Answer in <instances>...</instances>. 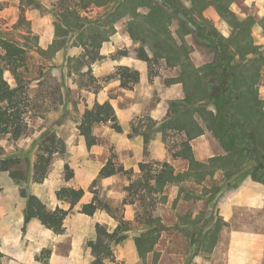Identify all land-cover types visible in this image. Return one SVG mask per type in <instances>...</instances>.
<instances>
[{
    "label": "crops",
    "instance_id": "crops-1",
    "mask_svg": "<svg viewBox=\"0 0 264 264\" xmlns=\"http://www.w3.org/2000/svg\"><path fill=\"white\" fill-rule=\"evenodd\" d=\"M25 1L0 0V26L2 25L0 30L11 31L13 29L23 36L35 37L36 46L42 50H47L54 43L58 44L60 47L51 57V61L56 64L66 63V59L69 58H87V48L90 47L97 29L112 31L108 39L97 48L95 59L90 61L89 74L94 78L95 86L79 85L76 87L71 84L69 87L71 94L66 102L70 105L74 96L79 98V105L82 106L81 120H83V113L86 109H92L96 105L107 102L113 108L121 129V132L118 133L108 124L94 126V136L96 139L105 137L104 141L108 142L112 153H106L104 147L100 146L99 143L90 147L92 153L95 154L98 166L94 174L87 173L86 177L83 178L84 185L87 186V183L98 178L99 171L112 156L116 168L122 167L124 170H132L136 177L141 175L140 164L168 163L176 174L187 172V160L177 156L178 153L173 156L166 148L162 140L163 133H165L163 130L160 129L151 135L153 140L147 147V154L144 150L143 137L145 133L132 132L134 121L145 117L150 118L158 126H165L166 129L170 121L179 117V114L172 113L173 110L169 103L180 101L179 103L184 106V110L191 109L194 111L192 121L200 127L201 134L194 136L191 132V138L188 139L185 130L173 131L181 135L184 142H188L193 158L197 162L208 164L211 159L215 158L217 161L211 165L212 174L205 176L200 182L188 179L179 184L167 185L159 196L165 197V201L162 202L166 204L165 206L170 202L177 203L175 206L177 219L183 217L192 219L189 223H182L176 227L181 230H190L191 233L189 231L187 233L194 235V237H190V247L198 245V248L208 251L216 249L219 242L216 243L212 239L210 243H206L205 240L209 235L214 236L215 233L221 232L222 227L230 228L227 250L228 264H247L249 249H263L261 243L264 240V232L234 227L241 224L240 219L247 212L252 214L262 212L264 214V182L257 179L260 174L258 160L250 155L247 146L242 143L244 141L240 135L242 131L238 132V124L244 123L243 117L232 112L228 116L232 122L226 125V119L218 116L215 104L216 100H219L223 93H226L227 89L231 87L234 75H240V73L245 75L253 72L252 69L243 65L246 60H241L238 54L232 52L229 59L232 60L236 57L239 60V65L226 67L222 65L223 63H219L221 47H218L216 63H211L209 60L199 63L198 51L195 50L189 55V62H193V68L196 70L204 67V71L209 74V77L202 81L201 73L197 72L194 77L188 79L187 75L190 69L184 62L185 58L184 60L180 58L178 64H171L172 66H167L165 61L162 60L163 62H161L160 59L159 65H153L150 68L149 59L153 57L154 53L151 51L148 41L144 44L140 38L134 39L129 34V29L135 30V25L140 20L133 18L132 10L126 0H116L114 3L111 0L112 2L105 6L107 8H104L102 4L92 2L90 5H79L74 9L65 7L62 10H57L55 5H49L47 0H31L30 4ZM54 1L57 3V0ZM136 11L141 15L148 13V9L143 8H138ZM167 13L169 12L167 11ZM206 13L213 16L215 14L210 8L206 10ZM21 17L27 22L25 31L17 29ZM145 25L151 28L152 25L155 27L156 23L148 21ZM167 29L172 32L170 33V43L177 49L179 47V41L176 40L177 23H173ZM193 35L196 36V33ZM185 40L188 45L192 46L188 37ZM253 44L256 46L254 42ZM162 54L159 53L156 56L164 57L167 55L166 53ZM256 56L258 53L255 54ZM144 57L147 60H144ZM251 57L248 55L246 59ZM121 67L127 68L129 71H136L138 73L137 82L123 79L124 84L122 85L121 78L117 73ZM193 79L194 81L198 80V87L202 91L195 95L194 100H191L190 95L194 90ZM243 89H245L244 86L239 83V90ZM254 90L256 95L258 94L257 101L264 100V85L261 82V77H258ZM233 92L234 90L231 89L229 101L236 103ZM188 94L190 102L183 105ZM63 99L66 100L65 96ZM205 101L208 105H204ZM262 112L264 113V110ZM257 117L260 118V115ZM253 119L256 121V116ZM244 127L247 128V132L253 133L256 150L264 155V142L259 140L261 138L257 135L254 127ZM79 137L83 144L84 137L80 134ZM86 147L85 144L84 148L86 149ZM90 161L88 163L91 164ZM77 175L75 172L74 178L66 181L63 187L83 189L82 184L77 183ZM118 176L119 173L101 178L99 181L102 185H112ZM128 182L131 183L132 181L128 179ZM168 190L170 191L168 192ZM85 197L84 194L80 203L74 207V211L68 213L64 219L61 235H55L44 228L39 221L31 220L27 225L29 237H27V241L22 242L19 233L24 225L26 200L22 197L9 196L4 190L0 196V264H42L36 260V257L40 256L44 249L50 251L46 264H85L84 261L92 255L86 251L83 253L82 248L84 249V247L75 238L87 231L85 224L94 221L96 216V213L93 216L79 213L78 209L81 204L91 201H83ZM38 198L44 203L41 197ZM53 202L55 207L52 210L56 207L68 209L67 204L66 207H61V202L57 201L55 197ZM188 203L193 206V209H185ZM203 215L207 216L210 222L205 220L198 223L195 218ZM158 216L163 227L160 233L167 232L168 226L165 225V217L163 215ZM34 232H38L37 237ZM63 237L72 238L69 246L62 244ZM255 237L260 239V244L248 245V241H256L253 239ZM158 242L159 240L154 246V251ZM134 249L136 253L135 244ZM235 251H238V262H232ZM121 256L124 255L121 253ZM185 259L187 260V257ZM181 260V264H183L184 261L182 258Z\"/></svg>",
    "mask_w": 264,
    "mask_h": 264
},
{
    "label": "rangeland",
    "instance_id": "rangeland-1",
    "mask_svg": "<svg viewBox=\"0 0 264 264\" xmlns=\"http://www.w3.org/2000/svg\"><path fill=\"white\" fill-rule=\"evenodd\" d=\"M47 1L49 5H55L57 10H62L65 7H72L74 9L79 5H90L92 2L102 4L104 8H107L105 6H108V4L112 2L111 0H57V3L54 0ZM115 1L116 0H113V3ZM172 1L174 3H178L184 10H188L191 7V0ZM25 2L30 4L31 0H26ZM142 8L148 9L147 7ZM208 8L214 11V16L206 13ZM164 9L166 8L164 7ZM228 9L234 14L238 23L242 24V22H245L247 19L252 21L249 28V37L256 44V47L258 48V55H262L264 57V35L259 25L260 20L264 18V0H234V2L229 5ZM169 14L170 20L167 27L173 23H177L178 29L176 31V40L179 41V47L176 49L170 41H167L166 45L172 47L174 54L176 53L175 55L179 56L183 60L187 57L189 61V55L197 50L199 63L206 60H209L211 63H216L218 58L216 50L218 47H221L219 63H223L222 65L226 67L229 65H239V60L236 57L232 60L229 58L231 57L234 49L243 44L244 41L237 39L238 36L236 38L234 37L232 26L229 22L223 20L218 15L216 9L212 5H208L201 11L196 8V10L191 13L194 22L201 26V29H203L201 31L197 30L198 32L196 33V36L193 35L189 28L190 32L186 31L183 24L184 22L175 16L174 13ZM139 22H141V19ZM142 25H144V28H147L148 26L145 24ZM26 28L27 22L21 17L18 21L17 29H19V31H25ZM99 31L100 30L97 29L95 32L96 36ZM168 31L170 32V30ZM207 35L212 36L214 41L207 38ZM8 36L27 45L28 71L25 74V77L27 82V94L30 101L28 107L29 112L27 115L28 129L26 133L19 137L16 141L4 139L1 142L5 154L17 158L19 160V165L12 171L0 172V196L5 190L9 196L13 195L14 197H22L26 200L27 204V199L22 196V191H24L28 195H34L37 198L41 197L44 200V203H42L46 206V208L52 210V208L55 207V203L53 202L55 192L63 187L66 182L65 175L67 171L65 170V165H67L73 173L72 178H74L75 172L78 174L77 183L82 184V190L86 195L85 200L83 201L92 200L94 196L93 192L101 201L100 204L102 208L96 211L94 221L85 224V226H87V231L84 232L83 235L79 234L78 238H75V240L81 242L80 245L84 247V249L82 248L83 253L85 251L86 253H91L89 245L93 244L95 239V225L100 224L109 232L119 229L118 236L124 235L126 237L125 240L118 244L119 246L110 245L112 257L105 261L104 264H181V258L184 261L183 264H228L229 257L227 256V250L230 228L225 229L222 227L221 232L219 231L215 233L214 236L209 235L205 240L206 243H210L212 239L216 243L219 242L216 249L208 251L198 248V245L190 247V237H194V235L187 233V231L191 233L190 230H181L176 227H179L182 223H189L192 219L189 217L177 219L175 214V206L177 203L174 204V202H170L167 206H165L166 204H163L160 201V196L158 194L156 195L148 192L147 188L142 186V183L130 190H127V187L139 178L134 176L132 170H124L122 167H118L121 168L123 172L119 173V176L115 178L112 185H102L98 179H96L97 182L95 184H93L95 181L93 180L87 183V186L84 185L83 178L86 177L87 173L90 175L94 174V171L98 166V162L95 154H93L92 150H90V147H86V149L84 148L85 140L82 144L81 138L79 137L78 126L82 121L80 117L82 106L79 105V98L74 96L70 105L66 104V102L68 100L67 98H69L71 94V90L69 88L71 84L76 87L79 85L95 86V80L89 74V66L90 61L96 56V41L90 43V47L87 48V58H69L66 59V63L62 62L61 64H56L51 61V58L41 57L37 53V46L32 42L30 36H23L13 29L10 31ZM186 37H188L192 46L187 44L185 40ZM244 37L247 39V36ZM232 38L236 39L237 42L230 43L228 41L227 45H225L226 43L224 40ZM152 43L153 42L151 41L149 42L151 51L154 53L153 57L149 59L150 68L153 67V65H159L160 59L161 62L165 61L167 66L178 64V62H173L171 60L167 61L165 58L166 55L164 57L156 56L159 53L162 54V52L157 49H153ZM191 65L194 67L193 62H191ZM204 70V67L198 68L197 70L201 73L200 77L202 81H205L206 78L209 77V74H206ZM117 73L119 74V71ZM151 73H153L152 70ZM5 75L9 82L12 83L9 75L7 73ZM223 76L225 77V75ZM259 77H261V82L264 85V64L259 69ZM64 96L66 100L63 99ZM171 103L172 102L169 103L170 107ZM204 105H208V103L205 101ZM257 107L264 110V100L260 99ZM178 109H183V106L179 105ZM172 113L176 114L175 111H172ZM106 124L111 126L110 123ZM94 128L95 127H93L92 130L93 136L95 132ZM98 128L100 131L101 127L99 126ZM160 129L165 132L163 133L162 140L164 141L166 148L173 156H175V153H178L181 150L182 144L184 143L183 137L173 131H177L178 129L170 128L169 125H167L165 129V126H158L157 123L153 122L148 117L142 119L140 118L132 124V132L145 133L143 139L146 154L147 147L153 140L151 135ZM239 131L240 129L238 128V132ZM48 134H53L57 139L62 141L64 148L62 152L53 154L42 181L40 183H35L32 180V167L36 161L39 145ZM105 139V137L96 139L97 144L99 143L100 146H103L106 153H112L108 142L104 141ZM242 143L252 151H256L255 137L251 131L247 132V135ZM59 147L60 146H57V148ZM113 159L114 157L112 156L108 162H112L115 166L116 164ZM89 160H91V164L88 163ZM128 179L132 182H128ZM169 191L170 190H168V192ZM60 206L66 207V204L61 202ZM195 207L198 208L196 205ZM185 209L191 210L193 209V206L188 203L185 206ZM158 215H163L165 217V225L168 226L167 232L160 233L161 238L159 236L160 239H158L159 242L155 251H153L154 253L147 255L144 260H141L138 257L137 252L135 253L134 238L140 236L142 233H146L149 230L148 227L145 226L150 219L149 217H159ZM195 219L198 220V223L205 220L210 222V219H208L205 215L199 216ZM28 223L25 226L23 225V228H21L19 233L20 241L22 242L27 241V237H29L27 228ZM240 223L241 224H238L234 228L264 232V214L262 212L255 214L247 212V214L240 219ZM125 225L128 229L126 231L123 230ZM253 239L256 241H248V245L253 246L260 244V239L258 237ZM128 240L130 241L128 242ZM71 241L72 238H62V244L64 246H69ZM261 244L263 245V249H249L247 252V264H264V240ZM132 248L134 251L133 254ZM120 252L124 256H121ZM237 252L238 251L234 252L232 262H238ZM116 254L118 255L117 257ZM185 257H187V260ZM40 258V263H47L44 260V256H40ZM93 260L94 258L91 256L86 259L84 263L93 264Z\"/></svg>",
    "mask_w": 264,
    "mask_h": 264
},
{
    "label": "trees",
    "instance_id": "trees-1",
    "mask_svg": "<svg viewBox=\"0 0 264 264\" xmlns=\"http://www.w3.org/2000/svg\"><path fill=\"white\" fill-rule=\"evenodd\" d=\"M165 1V0H164ZM129 4L133 13V18L142 19L141 22L136 23L135 30L129 29V34L132 38H140L144 44L148 42L152 43V48L160 50L162 53H166V60L179 62L180 57L174 54L172 47L167 46V41L170 40V32L168 31L166 25L169 23L170 14L164 9L163 5L158 4L154 0H126ZM234 2V0H191V7L188 10H184L182 6L178 3H174L172 0L168 3L175 8L174 15L176 12L181 11L185 15H190L189 20L201 31V26L194 22L191 13L196 10V8L201 11L208 5H212L218 15L233 28V35L239 40H243V44L239 45L234 49V53L238 54L241 60H246L244 66L248 69H252V73L243 75H234L233 82H231V87L227 89L223 96L216 100L218 116H222L226 119V125L231 123V119L228 118L230 113H235V115H240L244 119V123H239L240 135L242 139L247 135V128L253 126L256 130L257 135L261 138V142H264V113L257 107V95L254 90V85L257 84L259 77V69L264 64L263 56H256L257 47L253 44V41L249 37L250 24L252 21L246 20L245 22L238 23L232 12L229 11V5ZM147 7L148 13L146 15H140L137 13L138 8ZM189 13V14H188ZM156 23V26L151 28H144L147 22ZM187 32H190L185 23H183ZM259 25L262 29L264 35V18L260 20ZM165 26V28H164ZM139 30V31H137ZM134 31V32H133ZM111 30L99 31L97 36L94 34L92 42L96 41L97 48L102 42L106 41L111 34ZM10 31L0 30V172H9L14 170L19 165V160L11 155H6L4 148L1 145L2 140L7 139L9 141H16L19 137L26 133L28 129L27 115L29 112V96L27 94V82L25 74L28 71V50L27 45L14 40L12 37L8 36ZM247 36V39L246 37ZM211 41L214 38L207 35ZM34 44H36L35 37L30 38ZM233 43L237 42L236 39L224 40ZM60 47L58 44H52L47 50H42L37 47V53L41 57L51 58L57 48ZM252 56L246 59V56ZM179 58H177V57ZM95 59V58H94ZM93 59V60H94ZM144 60H147L144 57ZM185 64L190 69L187 78L191 79L197 74V70L194 69L188 58L185 57ZM119 76L121 78L122 85L123 79L132 80L137 82L138 73L136 71H129L127 68H119ZM9 75L12 83L9 82L5 74ZM247 73V72H246ZM239 83L244 86L245 89L239 90ZM193 92L190 95V99L194 100L202 89L198 87V80L193 79ZM231 89L234 90L233 97L236 103H231ZM189 94L183 101L184 104L190 102ZM181 105L179 102H172L171 108L179 114L178 118L173 119L168 124L170 128H175L179 130H185L188 134V139L193 133L194 136L201 134V129L196 125V122L192 121L191 109H178ZM182 106V105H181ZM195 109V108H194ZM182 112L181 116L180 113ZM260 115V118L257 117ZM256 116V121L253 117ZM251 118V119H249ZM224 119V121H225ZM253 119V120H252ZM110 123L111 128L116 132H121L120 126L117 123L114 110L109 103H104L101 105H96L92 109H86L83 113V120L79 123L78 131L81 136L84 137L85 144L87 147H91L97 144L96 138L92 134L93 127L97 124ZM219 123V120H218ZM190 128V129H189ZM223 128V127H222ZM192 132V133H191ZM238 135V133H237ZM238 137V136H237ZM57 146H60L57 148ZM63 143L57 139L53 134H48L41 142L38 148V153L36 155V161L32 167V180L35 183H40L44 177V174L50 164L53 154L63 151ZM250 155L258 160V171L260 174L257 179L264 182V155L259 151H252L247 148ZM179 157L187 160L188 171L183 174H176L174 169L168 163L162 164H140L139 170L141 172L140 177L132 182L127 190L137 186L142 183L147 191L154 194H162L165 186L170 184H179L188 179H194L196 182H200L205 178V176L212 174V164L217 161V158L211 159L208 164H203L197 162L192 155L190 145L188 142L182 144L181 150L178 152ZM66 175L65 180L69 181L73 177L72 171L65 165ZM123 172L121 168H116L112 162H107L106 165L99 171L98 180L101 178H107L114 174ZM255 177V176H254ZM97 181L95 180L93 184ZM85 192L82 189H75L72 187H61L55 192L56 200L63 202L68 205V209L64 210L60 207H56L53 210H49L46 206L34 195H28L22 191V196L27 199V204L25 208L24 215V226L31 220H37L41 225L50 230L55 235H61L63 233V221L70 213L74 207L80 203ZM94 196L89 203L81 204L79 208V213L93 216L96 211L101 207V201L93 192ZM160 201L164 202L165 197H160ZM147 224L148 231L146 233L140 234V236L134 238V244L136 247V252L141 260H144L147 254L154 251V246L156 245L160 232L163 227L160 222L159 217H149ZM124 231L128 230L126 228ZM119 229L109 232L104 226L100 224L95 225V239L93 244L89 245L91 250V255L93 256V264H104L105 261L112 257V252L110 245L119 244L121 241L125 240L124 235L118 236ZM50 255L49 250H42L40 256H44L45 262ZM40 256L36 257V260L40 261Z\"/></svg>",
    "mask_w": 264,
    "mask_h": 264
},
{
    "label": "water",
    "instance_id": "water-1",
    "mask_svg": "<svg viewBox=\"0 0 264 264\" xmlns=\"http://www.w3.org/2000/svg\"><path fill=\"white\" fill-rule=\"evenodd\" d=\"M157 1L158 3H160L161 5H163L166 10L169 12V13H174L175 11V8L172 7L168 1L170 0H155ZM176 16L181 20L183 21L186 26L192 31V33H197V28L193 25V23L189 20V16L188 15H185L183 12L181 11H178L176 12Z\"/></svg>",
    "mask_w": 264,
    "mask_h": 264
}]
</instances>
